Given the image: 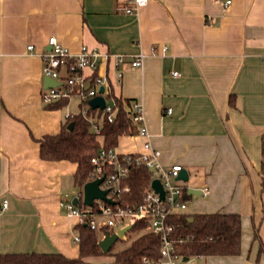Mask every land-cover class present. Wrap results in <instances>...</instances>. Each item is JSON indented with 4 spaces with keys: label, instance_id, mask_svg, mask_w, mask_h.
Instances as JSON below:
<instances>
[{
    "label": "crops",
    "instance_id": "obj_1",
    "mask_svg": "<svg viewBox=\"0 0 264 264\" xmlns=\"http://www.w3.org/2000/svg\"><path fill=\"white\" fill-rule=\"evenodd\" d=\"M128 1L0 0V255L80 254L79 221L62 206L77 197V164L44 161L35 140L58 134L70 112L43 100L42 53L53 36L73 54L87 46L126 57L99 74L108 75L115 96L141 104L149 137H128L140 142L119 151L122 137L117 151L142 152L149 140L165 167L186 169L188 188L199 194L189 193L185 214L247 220L262 209L264 0H149L134 14L120 10ZM140 55L143 66L133 67ZM194 196L207 200L205 209H191ZM244 253L242 239L239 256L197 258L255 264Z\"/></svg>",
    "mask_w": 264,
    "mask_h": 264
},
{
    "label": "built area",
    "instance_id": "obj_2",
    "mask_svg": "<svg viewBox=\"0 0 264 264\" xmlns=\"http://www.w3.org/2000/svg\"><path fill=\"white\" fill-rule=\"evenodd\" d=\"M148 3L149 0H129L120 6V10L134 14ZM230 3V1L227 2V5ZM48 46L49 49L42 53L43 76L57 81L60 85L45 89L44 103L52 105L61 100H70L75 96L80 98L82 103L89 102L82 108L83 114L87 116L91 107L90 101L102 95L106 98V108L103 111L108 121L113 122L118 113V106L111 96L112 85L108 75H100L99 70L103 64L109 68L110 66L119 68L126 63V57L102 53L87 46H83L78 54H73L55 36L49 39ZM33 49V46H28V50L32 51ZM143 63L144 55H140L131 62V65L138 68L142 67ZM174 75H178V73L176 72ZM122 77V72H119L118 79L121 80ZM102 87L105 88V92L100 94ZM131 110L134 122L141 126L140 136L149 137L144 124L141 104L135 101ZM93 128L98 135H101V126L98 122L93 123ZM161 157L162 151L153 146L149 140L144 144V151L137 153H120L116 148H102L99 156L92 159V163L95 165L92 181L104 177L101 188L108 190V197L116 203L110 204L104 200H96L93 206H86L83 204L82 194L81 198L77 196L80 199L78 205L74 204V199H69L62 206L69 216L78 219L79 225L100 232L102 234L100 240L105 237L107 232L115 234L125 227L144 220L148 223L149 229L161 238L160 260L157 263H149L145 258V263L193 264V258L186 260L187 257L177 253L173 241L174 225L171 222L174 216L185 214L189 209V200L185 198L189 193V188L186 182L178 179L184 168L181 165L167 168L162 164ZM108 167L110 170H107ZM135 168H146L152 171L153 179L141 203L124 206L118 200L130 192V186L126 181ZM156 179L163 186L164 197L152 187V183ZM210 192V189L206 187L202 189L201 193L204 198H207ZM3 208L5 210L8 208V201L4 202ZM127 221H131V223H126ZM80 240V236L77 235L75 242L79 243Z\"/></svg>",
    "mask_w": 264,
    "mask_h": 264
},
{
    "label": "trees",
    "instance_id": "obj_3",
    "mask_svg": "<svg viewBox=\"0 0 264 264\" xmlns=\"http://www.w3.org/2000/svg\"><path fill=\"white\" fill-rule=\"evenodd\" d=\"M118 106V113L113 122H109L105 112L101 109L89 108L87 116L82 108L89 102H81V113L69 115L58 134L46 135L35 139L40 144V155L44 161H71L77 164L74 176L75 185L79 189L78 196L82 197V190L86 183L92 181L95 165L92 159L98 157L102 148L117 149L122 137L140 136L141 126L133 120L131 107L132 99H123L112 93ZM69 99L61 100L49 105L50 109H60L68 105ZM231 104L234 105L233 101ZM101 126V135L93 128V123ZM101 122V123H100ZM74 123L73 129L68 126ZM264 152V136L262 139ZM110 170V167L107 168ZM264 183V163L262 165ZM153 172L146 168L133 169L126 181L130 192L119 198L121 205H137L150 187ZM188 191V190H186ZM191 198L189 193L185 197ZM239 213H195L174 216L173 241L177 253L187 258L230 256L236 257L242 253L243 223ZM149 229L148 223L140 220L134 224L131 232ZM80 254L70 258L62 253H4L0 255V264H99L89 258L103 256L114 257L113 264H147L157 263L161 258V238L151 230L135 239L129 247L121 251H114L116 244L104 254L99 246L98 231L87 226H77ZM107 231V230H105ZM260 241V255L264 254V243Z\"/></svg>",
    "mask_w": 264,
    "mask_h": 264
},
{
    "label": "rangeland",
    "instance_id": "obj_4",
    "mask_svg": "<svg viewBox=\"0 0 264 264\" xmlns=\"http://www.w3.org/2000/svg\"><path fill=\"white\" fill-rule=\"evenodd\" d=\"M81 103V99L78 97H72L68 103L67 107V111H70L68 113V115H76L81 113V108L79 107V104ZM101 123V122H100ZM139 139V140H138ZM136 140H134L133 138H123L121 140V144L119 145V151H128L130 149L129 147V143H139L140 142V138H138ZM192 179V178H191ZM187 185H192V182L189 181L187 183ZM78 191L79 190H74V193L72 194V196L76 195L78 196ZM263 193H264V189H262ZM259 199L261 200V197H259ZM193 202H197L198 206L196 208H194V206L191 204V209H196L197 211H202L204 208V203L207 201L206 199H201L198 198L197 196L193 198L192 200ZM262 201V200H261ZM259 213H257L256 215H253V213L251 212V216L249 217V219H245L243 218V252L244 256H243V260H245L246 262L248 261H253L255 264H260L262 259H264V256H262L261 258L258 259V250H259V236L263 237V241H264V200L262 201V209L258 211ZM126 223H131V221H127ZM259 229V230H258ZM150 229H145V230H139L136 232H129L126 234V236L123 239H120L115 246V250L114 251H121L126 249L127 247H129L131 245V243L137 239L138 237H140L141 235H143L144 233H146L147 231H149ZM101 233L99 232V236L101 238ZM113 258L111 256H104L102 259H95L92 260V262L94 263H102L105 262L103 264H113ZM206 259H202V258H193V263L194 264H206Z\"/></svg>",
    "mask_w": 264,
    "mask_h": 264
},
{
    "label": "water",
    "instance_id": "obj_5",
    "mask_svg": "<svg viewBox=\"0 0 264 264\" xmlns=\"http://www.w3.org/2000/svg\"><path fill=\"white\" fill-rule=\"evenodd\" d=\"M60 84L50 78H45V89H50L59 86ZM105 92V88L102 87L100 89V94H103ZM90 106L93 109H101L104 110L106 108V98L102 95L92 99L90 101ZM74 123H71L68 128L70 130L73 129ZM103 178H99L94 181H90L86 183L83 187L82 193H83V204L86 206H93L96 200H104L110 204H115L116 202L112 200L111 198L108 197L109 191L108 190H103L101 188V183L104 181ZM179 180H182L186 183L190 181V176L189 173L186 169H184L179 178ZM152 187L159 192L162 197H164L165 192L163 189V186L159 180H154L152 183ZM190 194H199V191L196 189H189ZM80 202V199L78 197L74 198V204L78 205ZM134 228V225H130L128 227H125L121 229L118 233L111 234L110 232H107L105 237L100 240L99 246L104 254H108L109 251L113 248V246L120 240L123 239L127 233L131 232L132 229ZM186 260L189 258H185Z\"/></svg>",
    "mask_w": 264,
    "mask_h": 264
}]
</instances>
